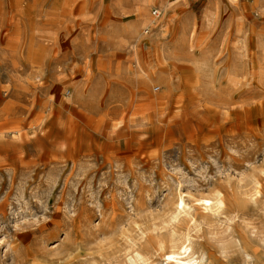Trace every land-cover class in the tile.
I'll use <instances>...</instances> for the list:
<instances>
[{
    "label": "rangeland",
    "instance_id": "obj_1",
    "mask_svg": "<svg viewBox=\"0 0 264 264\" xmlns=\"http://www.w3.org/2000/svg\"><path fill=\"white\" fill-rule=\"evenodd\" d=\"M168 1L0 0V264H264V0Z\"/></svg>",
    "mask_w": 264,
    "mask_h": 264
},
{
    "label": "bare ground",
    "instance_id": "obj_2",
    "mask_svg": "<svg viewBox=\"0 0 264 264\" xmlns=\"http://www.w3.org/2000/svg\"><path fill=\"white\" fill-rule=\"evenodd\" d=\"M161 5L162 6L159 8V11L166 12L167 9L169 8L170 2L168 0H163ZM148 6H151V0H140V2L137 5L136 10L137 11H145ZM158 26H159V20L158 19H151V18H148L145 16V17L140 19V22L138 25L133 24V26H131V30H132L133 34L136 35L140 32L139 31L140 27H144V28L147 27L150 29H155V28H158ZM196 203H197V205L193 206L194 208H196V209L203 208V210L207 211V212H212V210L214 208H222L224 206V201L220 197H217L216 199H198L197 201H195V204ZM190 209L191 208L188 207V204L186 203L184 197L182 195H180L178 200L175 203V212L173 214V217L171 215L172 220H171V217H170V220L173 223H177L180 220V217L182 215L186 216V217H190L191 219H193L192 215L190 214ZM175 234H173V235L175 236ZM172 238L175 239L176 237H172ZM174 242H177V239ZM248 250H250V249H248ZM245 251H246L245 252L246 257H244V259L245 258L251 259V256L248 253V251L247 250H245ZM164 257H167V264H173V263L174 264H202V262L204 260V258L200 259L197 257V254L192 247V244H191L189 237H187L185 242H183L180 246H178V247L174 246L172 251L168 254H165ZM140 259H141V256L138 253H136L135 259H131V264L136 263V260H140ZM250 261L248 260V262H250Z\"/></svg>",
    "mask_w": 264,
    "mask_h": 264
},
{
    "label": "crops",
    "instance_id": "obj_3",
    "mask_svg": "<svg viewBox=\"0 0 264 264\" xmlns=\"http://www.w3.org/2000/svg\"><path fill=\"white\" fill-rule=\"evenodd\" d=\"M136 4H137V3H136ZM137 5H138V4H137ZM134 8L136 9L137 7H134ZM135 9H134V10H135ZM129 10H131V9H129ZM167 10H168V9H167ZM139 22H140V20H137V21H135V22H132V23L128 24V26H127L128 30L130 29V28H129L130 26H133V24H134V25H136V24L138 25ZM129 32H130V31H129Z\"/></svg>",
    "mask_w": 264,
    "mask_h": 264
},
{
    "label": "built area",
    "instance_id": "obj_4",
    "mask_svg": "<svg viewBox=\"0 0 264 264\" xmlns=\"http://www.w3.org/2000/svg\"><path fill=\"white\" fill-rule=\"evenodd\" d=\"M152 15L157 17L158 16V11L157 10L153 11Z\"/></svg>",
    "mask_w": 264,
    "mask_h": 264
}]
</instances>
